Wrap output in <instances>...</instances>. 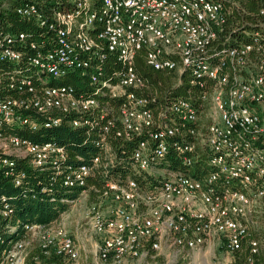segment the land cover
I'll return each mask as SVG.
<instances>
[{"label": "built area", "instance_id": "1", "mask_svg": "<svg viewBox=\"0 0 264 264\" xmlns=\"http://www.w3.org/2000/svg\"><path fill=\"white\" fill-rule=\"evenodd\" d=\"M42 1L20 0L15 12L43 24ZM9 2L0 0V10ZM74 3L53 12L52 47L31 42L30 62L59 78L88 68L90 56L98 64L112 53L123 65L118 80H99L94 72L90 78L100 83L96 93L124 100L100 125L114 109L71 86L37 88L22 78L20 95L0 96V165L13 166L18 157L53 169L64 186L80 189L71 202H86L74 225L28 223L14 219L0 196V264H158L161 253L185 257L212 244L233 254L246 243L258 252L249 217L264 201V22L249 42L220 47L228 15L242 13L238 0H100L97 10L91 0ZM95 20L101 28L91 33ZM25 37L24 31L0 33V61L17 62L15 45ZM141 51L148 67L172 74L176 83L185 75L197 93L157 111L148 107L137 93L147 87L134 65ZM23 110L43 115L46 126H100L98 153L74 164L62 145L3 134V126L36 127ZM134 137L129 167L112 171L119 158L110 141ZM199 156L209 171L196 177L183 170ZM99 175L100 186H88Z\"/></svg>", "mask_w": 264, "mask_h": 264}, {"label": "trees", "instance_id": "2", "mask_svg": "<svg viewBox=\"0 0 264 264\" xmlns=\"http://www.w3.org/2000/svg\"><path fill=\"white\" fill-rule=\"evenodd\" d=\"M20 0H10L7 6L0 10V33L16 34L19 31L26 33L25 41L17 42L15 48L21 52V58L17 62L0 61V96H18V85L22 78H28L32 84L39 88L44 85L71 86L76 94L95 95L100 104H107L114 110L106 113L104 119H100V125L107 118L115 117V108L124 98H109L95 92L96 86L100 83H93L90 73L94 72L98 79H106L111 82L118 80V75L123 69L122 63L117 57L105 52L101 62L96 64L95 57L90 56L91 65L83 69L69 70L63 76L54 78L49 76L42 69L34 66L30 58L35 54L36 49L30 46L33 42L38 49L46 50L52 47V40L55 35L53 12L57 9H70L74 6V0H44L40 3L44 11L43 24L34 18H26L15 12L14 6ZM242 13L234 11L228 15L226 30L220 33L218 46L230 47L249 42L256 31L263 32L260 25L264 22V14L260 8L264 6V0H238ZM100 0H91V6L97 10ZM96 24L90 27L91 33L97 32L101 26ZM99 24V25H98ZM87 58V56H85ZM134 65L138 74L144 78L146 88L144 91H137L141 96L147 97L150 101L148 107L155 111L163 103L176 97H188L189 91L197 93V88L192 87L187 77L182 76L181 82L176 83L174 76L163 71H156L145 63L144 53H137ZM85 71V72H84ZM91 71V72H90ZM46 78V81L44 79ZM11 84L13 86H11ZM23 115L29 116L36 122V127L29 125L3 126V134H17L20 137L29 138L33 141H52L62 145L67 153L68 162L89 163L94 155L98 153V141L101 133L100 126H78L72 127L62 122L58 126H46L45 117L34 112V110H23ZM97 114L99 111L97 110ZM75 117L74 115L71 116ZM68 117H66L67 119ZM138 137L132 140H112L117 159L112 171L126 170L130 165V154ZM13 166L0 165V196H3L12 209L13 218L28 223H50L57 220L61 213L65 212L72 205L71 200L75 199L80 192L79 188L66 187L62 184L61 175L53 169L39 170L29 164L26 158L13 157ZM177 168V165L175 166ZM206 157L199 156L190 167H183V170L192 176L200 177L209 171ZM10 172L8 175L5 172ZM20 172L23 175H19ZM19 177V184L15 179ZM103 177V176H102ZM101 175L97 178L90 177L87 180L88 186L96 184L100 186ZM1 202V201H0ZM261 216L264 220V204L261 205ZM264 225V221H263ZM258 241L264 240V233L254 235ZM260 243V241H259ZM259 244V250L252 253L247 244L233 253L229 264H264V245ZM181 264H187L185 261Z\"/></svg>", "mask_w": 264, "mask_h": 264}, {"label": "rangeland", "instance_id": "3", "mask_svg": "<svg viewBox=\"0 0 264 264\" xmlns=\"http://www.w3.org/2000/svg\"><path fill=\"white\" fill-rule=\"evenodd\" d=\"M175 81V78L172 79ZM264 201H260L259 207L252 211L249 219V229L254 235L264 233L263 218L261 216V205ZM86 208L85 200H80V202L72 203L68 210L61 213L57 220L66 221L68 225H74L77 219H80ZM260 245H264V240H260ZM244 243L243 245H245ZM261 246V247H262ZM233 254L226 252L223 247L217 244L205 245L200 249L195 250L189 256H163L159 254L158 264H181L182 261L187 264H229L232 260ZM90 260L89 256L86 261Z\"/></svg>", "mask_w": 264, "mask_h": 264}, {"label": "crops", "instance_id": "4", "mask_svg": "<svg viewBox=\"0 0 264 264\" xmlns=\"http://www.w3.org/2000/svg\"><path fill=\"white\" fill-rule=\"evenodd\" d=\"M212 245H213V244H212ZM194 251H195V250H194ZM194 251H193V252H194ZM193 252H192V253H193ZM192 253H191V254H192ZM191 254H190V255H191ZM230 262H231V261H230Z\"/></svg>", "mask_w": 264, "mask_h": 264}]
</instances>
